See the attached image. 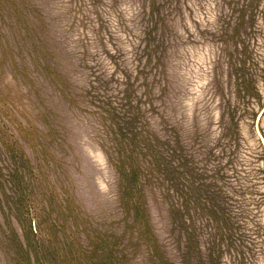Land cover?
Here are the masks:
<instances>
[{"label":"rangeland","instance_id":"1","mask_svg":"<svg viewBox=\"0 0 264 264\" xmlns=\"http://www.w3.org/2000/svg\"><path fill=\"white\" fill-rule=\"evenodd\" d=\"M263 108L264 0H0V264H264Z\"/></svg>","mask_w":264,"mask_h":264},{"label":"water","instance_id":"2","mask_svg":"<svg viewBox=\"0 0 264 264\" xmlns=\"http://www.w3.org/2000/svg\"><path fill=\"white\" fill-rule=\"evenodd\" d=\"M263 115H264V108L257 114L255 124H256V131L258 133V136L260 137V140L264 146V136H263L261 129H260L261 119H262Z\"/></svg>","mask_w":264,"mask_h":264},{"label":"trees","instance_id":"3","mask_svg":"<svg viewBox=\"0 0 264 264\" xmlns=\"http://www.w3.org/2000/svg\"><path fill=\"white\" fill-rule=\"evenodd\" d=\"M158 12H159V9L157 10ZM191 239L193 240L194 238L193 237H191ZM189 240V239H188ZM186 262L187 263H189V258L188 259H186Z\"/></svg>","mask_w":264,"mask_h":264},{"label":"bare ground","instance_id":"4","mask_svg":"<svg viewBox=\"0 0 264 264\" xmlns=\"http://www.w3.org/2000/svg\"><path fill=\"white\" fill-rule=\"evenodd\" d=\"M264 147V146H263Z\"/></svg>","mask_w":264,"mask_h":264}]
</instances>
